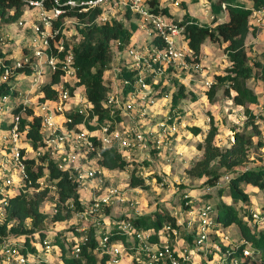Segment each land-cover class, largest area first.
Returning a JSON list of instances; mask_svg holds the SVG:
<instances>
[{
    "label": "built area",
    "instance_id": "1",
    "mask_svg": "<svg viewBox=\"0 0 264 264\" xmlns=\"http://www.w3.org/2000/svg\"><path fill=\"white\" fill-rule=\"evenodd\" d=\"M157 1L158 4L154 0L27 1V9L38 12L36 22L32 24V56L29 58L26 53L11 64L0 60V88L4 89L0 93V224L6 221L12 197L43 191H47L48 197L55 194L57 184L49 171V162H52L58 170L68 173L81 192L83 211L75 215L99 229L101 237L97 250L101 255L109 256L108 264H122L125 257L130 258L129 264H264L261 252L242 236L235 241L225 232L215 206L202 203V196L227 188L230 175L220 178L214 185H204L198 195L187 192L184 195L187 209L180 207L173 211L175 224H165L156 236L152 231L148 233L136 228L131 220H117L112 226L105 223V218L99 217L106 207L115 203L139 204L126 198L120 186L107 185L110 175L107 176L108 172L100 164L103 151L116 147L129 161L133 156L145 160L151 150L167 148L170 137L177 132V117L158 122L157 130L148 126L151 116L156 115L153 108L160 100L169 97L172 100V95L161 94L162 89L173 78H178L180 71L203 74L207 70L202 58L199 60L189 47L185 27L170 14L162 12V4L169 0ZM47 2L51 4L50 9ZM171 2L179 4L178 0ZM222 7L226 9L224 4ZM70 8H78L79 13L98 10L97 24L113 19L128 23L126 16L130 12L131 20L136 22L137 31L145 40L144 45L135 40L122 49L119 48L120 41L114 42V55L104 73L108 93L103 107L110 117L104 121L87 99L83 86H78L80 79L73 51L66 52L63 38L55 41L60 29L53 23ZM263 20L264 8L254 10L251 22L262 24ZM24 24V21H18L19 26ZM77 24L78 18L65 17L63 32L67 27L72 28L71 33L77 34ZM51 41H55L54 47ZM33 57H37L36 65ZM25 66L32 69L31 74L16 72ZM46 70L50 76L44 82L42 77ZM58 71L62 76L51 87L55 96L47 98L43 88ZM130 72H134L133 79L124 75ZM214 83V80L207 79L204 86L208 90ZM156 85L159 91H155ZM29 86L32 89L25 93ZM128 86L132 88L130 91H127ZM37 88L39 94L34 95L33 89ZM35 117L40 119L42 134L37 147L28 136ZM40 167L42 174L34 183L31 174L37 173ZM146 175L142 171L137 177L146 180ZM47 200L44 211L49 213L48 208L55 214L57 207ZM65 205L74 208L73 200ZM249 213L253 224L264 228V209L262 212L249 210ZM90 226L83 232L86 233ZM115 226L126 234L124 243L111 242L109 232ZM75 234L71 236L75 244L70 255L78 257L80 245L86 239L85 234L81 237ZM188 235L192 238L190 241ZM50 237L36 239L33 242L35 252L30 251L22 239L12 235L5 237L0 244L2 264H50L48 258L55 249ZM134 243L136 248L132 246ZM129 247L133 250L130 251ZM137 249L140 253L134 257Z\"/></svg>",
    "mask_w": 264,
    "mask_h": 264
},
{
    "label": "trees",
    "instance_id": "2",
    "mask_svg": "<svg viewBox=\"0 0 264 264\" xmlns=\"http://www.w3.org/2000/svg\"><path fill=\"white\" fill-rule=\"evenodd\" d=\"M28 0H0V22L3 24L18 23L27 10ZM62 3L67 0H60ZM192 3H197L199 0H190ZM211 8L215 15H223L226 12L228 19L226 21L217 22L216 18L211 25H200L198 22L190 19L187 13L182 21H178L185 27V39L189 47L194 51L196 57L200 60L202 47L207 41L218 43L224 46V52L228 60V66L224 73L215 76V83L207 91V97L210 103L215 101L218 91L222 90L224 97L230 100L237 109L244 112L247 118L243 129H234L232 131L230 147L221 148L216 143V137L219 129L216 125L215 117L210 113L207 135L204 142L198 144V149L203 152V155L193 165L187 169V174L194 179L203 180L204 185H214L217 180L230 175L231 180L226 189L230 191V197L234 203L242 202L244 206L237 207L230 202L222 203L218 206V219L222 222L225 228L236 223L239 226L241 236L250 243L253 247L261 252L264 259V228L257 229L255 224L249 218L250 213L247 204L251 203V198L246 191L247 185H252L259 190L264 191V166H253L251 160V151L253 148L260 149L264 146L263 134L260 124L256 119L254 107L259 104V96L250 88L249 81L256 77V74L261 75L264 82V64L261 62L251 63L249 57V46L247 38L250 34L255 35L256 29L253 28L251 17L254 10L264 8V0H209ZM154 3L158 4L157 0ZM222 4L226 6L223 9ZM48 8L51 4L47 2ZM181 5L186 8V3ZM98 10H91L87 13H79L78 8H70L67 14L54 21L53 25L60 29L55 41L60 38L64 39L66 52L73 51L74 64L77 71V76L80 79L78 86H83L87 99L93 104L95 112L100 115V120L110 119L107 111L104 110L103 103L107 97L108 87L104 79V73L108 69L113 55V44L115 41H120L119 48L122 49L131 43V39L138 29L134 22L131 13H127L128 23L123 20L113 19L105 24L95 23V17ZM163 13L169 14V9L164 8ZM75 17L79 19V24L75 26V31L78 37L72 34V28L66 27V32H63L65 17ZM55 41H51L54 47ZM159 42V41H156ZM251 50V49H250ZM3 59L7 64L12 61L6 58V54L0 48V60ZM27 74L32 73L30 67H23L16 72ZM126 77L133 79L134 72L125 74ZM62 72L51 76L50 81L44 86L43 91L47 98H54L55 92L52 90L57 82H59ZM178 78H173L171 82L177 87V91L172 92L171 105L176 108L183 100L191 97L193 101L197 97L187 91L183 83H179ZM159 87L158 85L155 88ZM132 88L127 87V91ZM4 89L0 88V93ZM163 94V91L162 93ZM29 113H32L29 110ZM79 120V117H75ZM118 119V118H117ZM25 122V121H24ZM23 122V123H24ZM190 132L198 136L202 133V128L192 126ZM29 138L37 147L42 140L40 133V119L35 117L28 133ZM159 152L160 150H151ZM128 160L117 150L116 147H109L102 153L100 161L101 166L111 175L110 172L123 171L128 166ZM49 171L52 180L57 184L58 190L51 196L50 204L57 207V212L53 215L47 214L42 209L44 202L47 200V191L38 194L21 193L12 197L7 207V217L3 224H0V244L5 237L14 236L23 240L24 245L35 252L33 242L36 239L43 240L48 231H44L43 225L48 224V219L51 217L53 226L59 223L69 222L73 214L83 211L81 205V192L78 190L76 183L69 179L67 172L58 170L52 162H49ZM42 174V167L37 173H33L32 178L35 183ZM111 178L107 177V184ZM160 181V179H158ZM130 186L133 188H144L145 180L131 175ZM184 187V186H183ZM222 194L223 189L219 190ZM207 197H211L208 195ZM49 198V197H48ZM69 200H73L74 208L65 205ZM264 207V204H263ZM183 209L185 199L183 200ZM109 208L106 207L104 212L108 213ZM176 209H173L175 211ZM170 213H162L157 207L155 212L151 214L135 215V217L124 216L122 219L131 220L134 226L144 232H154L153 236L157 235L163 226L167 223L175 224L176 220ZM242 212V215L240 214ZM223 214V215H222ZM130 218V219H129ZM76 229L78 227H75ZM75 229V230H76ZM98 228L90 226L86 229L85 241L81 243V252L78 257L67 254L65 244H60L59 258L63 264H108L109 256L101 255L98 252L100 237L97 236ZM78 236V234H75ZM112 243L116 241L125 242L126 234L113 227L109 232ZM58 235L54 237V243H57ZM75 244L74 238L71 239L70 249ZM129 246V244H128ZM136 248V244H132ZM131 246V247H132ZM129 247V250H133ZM0 264H2V255L0 254ZM45 264V263H43Z\"/></svg>",
    "mask_w": 264,
    "mask_h": 264
},
{
    "label": "rangeland",
    "instance_id": "3",
    "mask_svg": "<svg viewBox=\"0 0 264 264\" xmlns=\"http://www.w3.org/2000/svg\"><path fill=\"white\" fill-rule=\"evenodd\" d=\"M203 9L204 8L199 7V10L202 11V13H203ZM206 18L207 17L205 16L203 19H206ZM2 25H5V24L0 22V48L4 49V45H7V48H8L9 46L12 45V43H15L17 40L16 37L10 38V36L17 35L18 37L21 35V31H23L24 29H22L20 26L19 27L16 26L15 24L14 26L13 25L2 26ZM72 34H75V32H73ZM25 36L26 38L24 37L21 39L22 41L20 40V44L23 42L25 43L26 40H27V43L30 42V41L28 42L26 33H25ZM29 36H32V35L30 34ZM74 36L78 37V34H75ZM252 39L253 37L252 35H250L249 37L250 61L251 63L261 62V64H264V46L260 49L262 51L255 49V48L253 49L254 43H252ZM26 53L28 54V57L31 58L32 56L31 51L30 52L26 51ZM33 63L34 65H36L37 57H33ZM219 67H220L219 70H221L222 67L221 66ZM49 76L50 74L46 70L42 77L43 81L46 82L49 79ZM177 80L179 83H182L181 80L179 79ZM248 85L260 97L261 105L259 107H254V111L257 115L256 119L258 123L260 124V126L264 125V82L261 79V75L256 74V77L250 80ZM31 87H34L33 84L31 85ZM29 89H32V88H30V86L26 88L25 93ZM155 91H159V87L155 88ZM162 91L164 94L166 95L169 94V96H171L173 91H177V87L174 85L173 82H171L170 84L165 86L162 89ZM33 92H34V95H38L39 94L38 88L36 90L33 89ZM29 97H31V95ZM211 105L222 106V111L218 114L216 113L215 115L217 122L221 125L222 130H223L221 134L219 135V137L218 136L216 137L217 139L216 143L219 142L221 144L220 145L221 148H226L231 143L232 131L238 128L243 129L245 122H247V118L244 115L243 111L241 112L236 111L238 113L236 114V112H233L229 109L230 106H233V105H230V102L224 97L222 90L218 91L215 97V101L212 102ZM179 106L182 108H179ZM204 106H205L204 102L194 103L191 97H188L187 99L183 100L176 108H173L172 105L166 106L165 110L167 112L164 113L165 115L158 113L154 116H151L150 123L157 125L158 122H162L165 120V118L167 119L168 117H174L173 119H175V117L180 116L184 118L185 113L187 111L192 110V115H189L188 117L190 118L189 120L192 122V124L198 122V124L208 125V127H210L209 125L210 112L208 113L207 111L208 107L204 108ZM260 107H262V109ZM178 125L179 124L177 123V127ZM190 127L192 126L188 125L187 128L183 127L182 129L185 131V130H189ZM262 134L264 135V132H262ZM182 135L183 134H181V137L179 140H175L172 142V146H171L172 150H168V152L166 153L167 157L164 158L163 161L157 160L158 157H157L156 151H151L149 155V159L142 160L143 158L139 159L137 156H133L132 159L129 160L128 166L125 168V170L116 171L114 173L110 172L111 174L110 177L113 180H111V182L109 181L107 185H112L114 187L120 186L122 189V192L125 193L126 198H128L131 202H137L139 200L141 201L139 205L138 204L131 205L130 202L129 203L119 202V203L113 204L108 210V213L110 215L112 214V217L114 216L116 218H119L120 216H122V213L123 215H125V213H127V211H124L125 208H130L128 212L131 215H133L132 213L138 209H139L138 212H141V211L145 212V210L151 209L152 207L153 209H155V207L156 208L159 207L162 213L167 214V213H170L171 210L173 211V207L174 208L183 207L184 195L187 192L193 195L195 194L198 195L199 193L202 192V189L204 187L203 180L191 178L186 172L187 169L190 168L193 165V163H195L202 156L199 157L197 155L189 154L188 156L183 157L180 155L182 153L178 151L184 150L185 152H188L187 146L191 145L193 142L196 143L197 149H198V144L203 143L205 137L204 135H202V137H199L197 139V137H194V136L192 138L190 137V135H188V137H184ZM171 138H170V141L167 147H169L172 141ZM188 140H190V142H187ZM196 141L199 143H197ZM224 141L225 143L223 145ZM201 153L203 155V152ZM251 160H252L253 166L254 165L264 166V146L260 149H256V148L252 149ZM142 171L144 172V174H147L146 180L144 179L145 185L147 186H145L144 188H141V187L133 188L132 186H130L131 175L135 174L136 176L137 175L139 176V173L141 174ZM158 179H160V181ZM148 181H150L151 184L148 183ZM246 191L248 192L250 198L252 199L251 203L247 204L248 205L247 208L249 210H258L262 212L264 209L262 208V205L264 204V191L259 190L252 185H247ZM50 198L51 197L48 198L47 203H50V201L52 200ZM206 202L215 206L217 211H218V206L225 202L233 203L238 208L241 206H244L242 202L234 203V201L230 197L229 189H226V188L223 189L222 194L220 193V191L218 192L216 190L213 193V195H211V197L202 196V203H206ZM46 206H48V204L46 205L43 204L42 209L45 210L44 208ZM46 210H49L48 211L49 213L47 214H49L50 216L53 215V212H51L50 209L47 208ZM106 214H107L106 212H103L101 213V216L99 217L105 218ZM240 214L242 215V212H240ZM120 218L119 220H124ZM92 219L94 220V218ZM107 220L108 219L106 217L105 223L112 225L111 222ZM89 225L92 226L93 224H89L88 221H84V219H80L79 217H76L75 214H73V217L71 218V220H69V222H64L61 224L59 223L56 226H53L51 217H49L48 224L45 226L43 225V229L44 231L49 232V236H51L50 240L53 242V245L55 247L54 252L56 250V253L50 255L49 257H52V259H54L53 256H57V254L59 253L58 246L63 243L65 244L67 254H70L71 250L68 246H70L72 234L76 233L78 234V236L81 237L82 234L84 233L83 229L87 228ZM75 227H78L81 231L77 232V230H75L76 229ZM93 228L95 227L93 226ZM256 228L261 229L262 226L256 225ZM225 232L228 233L231 236V239L235 241L238 240L241 236L239 226L236 223L227 227L225 229ZM56 235H58L59 237H58L57 243H54V237H56ZM97 236L98 237L101 236V232L99 231V229L97 230ZM37 245L39 246V248H41L39 243H37ZM137 253H140L138 249L136 253H133V256L135 257ZM129 263H130V258H129ZM55 264H62V262L59 259V263H55ZM122 264H128V262H123Z\"/></svg>",
    "mask_w": 264,
    "mask_h": 264
},
{
    "label": "crops",
    "instance_id": "4",
    "mask_svg": "<svg viewBox=\"0 0 264 264\" xmlns=\"http://www.w3.org/2000/svg\"><path fill=\"white\" fill-rule=\"evenodd\" d=\"M178 2H179V4L175 5L171 2V0H169V1H166L162 4V9L168 8L169 14L176 21H182L187 13L189 14L191 20L198 22L200 25H211L213 20H215V18H216L217 22L226 21L228 19L226 12L223 13V15H215L213 13L212 8H211V2L209 0H199L197 3H192L190 0H178ZM182 2L186 3V8L182 7V5H181ZM199 7L204 8L203 13H202V11L199 10ZM37 16H38V12L36 9L35 10L34 9H32V10L27 9L25 11L23 17L20 19L21 21L25 22L24 25L20 26L22 29H24L23 31H21V35L18 37H17V35H15V36L11 35L10 38H12V37L17 38L16 42L12 43V45L9 46L8 48H7V45H4L3 51L5 52L7 59L14 61L15 59H20L22 57V55H25L26 51L32 52L30 42H29L31 39V36H29V35L33 34L32 24L34 22H36ZM205 16L207 18L203 19ZM14 24L19 27L18 23L5 24L2 26H11V25L14 26ZM252 24L254 26L253 28L256 29L255 35L250 34L253 37V39H252V43H254L253 49L255 48V49L260 50L264 46V21L262 24H259L257 21H253ZM25 33L27 35V39H28L29 43H27V40H26L25 43L23 42L20 44V40L24 37L26 38ZM250 35L247 38V45L248 46H249ZM143 38L144 37H143L142 33L139 31H136L135 35L133 36V39H131V42L137 40L136 41L137 44L144 45L145 40ZM224 46L225 45L222 46L218 43H213L211 41L205 42V44L202 47L201 58H202L203 64L206 66L207 70L203 74H198V73L188 74V72H186V71H180L178 74V79L181 80V82L186 86L187 91L192 92L197 97V100L194 101V103L204 102L205 103L204 108L208 107V110L207 109L206 110L208 111V113L210 112L212 115H214L215 120H216L215 115H216V113L218 114L222 111V106L211 105V103L209 102L208 97H207V91L208 90L204 86V82L207 79L214 80L215 76L218 74L224 73L225 68L228 66V60H227L226 54L224 52ZM260 51H262V50H260ZM219 66L222 67L221 70H219L220 69ZM170 101H171V97H169L167 99H165V98L161 99L160 102L153 108V112H155L156 114L160 113V114L165 115L164 113L167 112L165 110V107L171 106ZM228 101L230 102V105H233V106H230V108H229L231 111L241 112V110L237 109V107L230 100H228ZM259 101H261L260 97H259ZM168 104H170V105H168ZM260 105H261V102H259V104L256 105L255 107H259ZM214 107H216V108H214ZM179 108H182V107L179 106ZM260 108L262 109V107H260ZM237 112H236V114H238ZM189 115H192V110L187 111L184 115V118H182L180 116L177 117L178 124H179L178 128H177V132L173 133L171 136L174 138V140H173V138L170 137L172 139V141H171L169 147L163 148L159 152H157V157H158L157 160L163 161V159L167 157L166 153L168 152V150H172V147H171L172 142L175 140H179L181 137V134H183L182 136H184V137H188V135H190V137L193 138V136H194V137H197V139L199 137H202V135H204V137H205V135H207V131L210 127H208V125L198 124V122L192 124V122L189 120L190 118H188ZM188 125L189 126L190 125L191 126H198V127L202 128V133L198 136H195L190 132V130L184 131L182 128L183 127L187 128ZM216 125L219 129V133L217 135L219 137V135L221 134V132L223 130H222L221 125L217 122V120H216ZM148 126L152 127L154 130L158 129L157 125L151 124L150 122H149ZM261 129H262V132H264V125H261ZM216 141H217V139H216ZM187 142H190V140H188ZM197 143H199V142H197ZM224 143H225V141L223 142V145H224ZM217 144L219 146L221 145L219 142H217ZM230 145L231 144H229L227 147H230ZM187 150H188V152H185L184 150H180L178 152L182 153L180 155L183 157L188 156L189 154L190 155L191 154L197 155L199 157L202 156V153H201L202 151L197 149V145L195 142H193L191 145L187 146ZM149 155L146 156L147 159H149ZM195 195H197V194H195ZM137 202L139 204L141 203L140 200ZM156 209H157L156 207H155V209H153V207H152L151 209L145 210V212L144 211L138 212L139 211V209H138L132 213L133 215H131L128 212L130 210V208H125L124 211H127V213H125V215H123V213H122V216H120V217L128 216V217L132 218V217H135V215H137V214L138 215L151 214V213L155 212ZM173 209H176V211H177L180 209V207L179 208L173 207ZM170 212H172V210ZM106 217L111 222V224H114L120 218L119 216H118L119 218H116L114 216L112 217V214L110 215L109 213L106 214ZM106 217H105V219H106ZM120 219H122V218H120ZM191 239L192 238L188 235V240L190 241ZM58 251H59V253L57 254V256H53L54 259H52V257L48 258L49 261H51L50 264L59 263L60 258L58 259V257L60 255V248H58ZM54 253H56V250H55V252H53V254ZM52 260H53V262H52ZM60 261H61V259H60ZM123 262H128V264H129V258H124L122 260V263Z\"/></svg>",
    "mask_w": 264,
    "mask_h": 264
}]
</instances>
